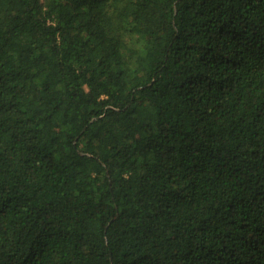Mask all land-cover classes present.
<instances>
[{
  "label": "trees",
  "instance_id": "1",
  "mask_svg": "<svg viewBox=\"0 0 264 264\" xmlns=\"http://www.w3.org/2000/svg\"><path fill=\"white\" fill-rule=\"evenodd\" d=\"M0 264H264V0H0Z\"/></svg>",
  "mask_w": 264,
  "mask_h": 264
}]
</instances>
